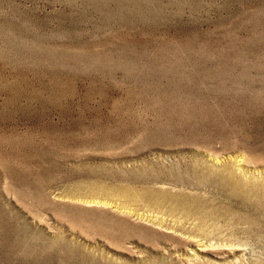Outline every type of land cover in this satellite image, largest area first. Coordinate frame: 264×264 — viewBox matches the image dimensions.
Masks as SVG:
<instances>
[{
	"label": "rangeland",
	"instance_id": "374dc122",
	"mask_svg": "<svg viewBox=\"0 0 264 264\" xmlns=\"http://www.w3.org/2000/svg\"><path fill=\"white\" fill-rule=\"evenodd\" d=\"M197 165L264 181V0H0V264H264ZM162 188L240 222L123 194Z\"/></svg>",
	"mask_w": 264,
	"mask_h": 264
},
{
	"label": "bare ground",
	"instance_id": "6f19581e",
	"mask_svg": "<svg viewBox=\"0 0 264 264\" xmlns=\"http://www.w3.org/2000/svg\"><path fill=\"white\" fill-rule=\"evenodd\" d=\"M196 174L199 177L198 179H200V182L203 184H209L210 182L216 181L220 184L230 186L233 192L238 194L237 196L241 195L246 200H249L251 202H260L262 203V205L264 204V181L247 180L241 178L238 179L231 167L217 169L213 167L203 168L198 166L196 169ZM123 194H125L124 196L126 197V199H128V201L144 204L146 205V207H149V209L154 210V212L163 213V216L165 214L167 216H173L174 218L177 217L183 221L185 220L190 222L198 220L200 221V229L204 232H208L207 229L210 227L213 228V230H218L222 226L225 227L223 223L228 224L229 226L237 227L238 223L240 222L235 218V216H233V214L228 212L229 210L221 212L215 208H205L202 200H200L201 198L198 199L197 197L188 194L187 192L173 193L162 188L158 191L143 192L137 194L126 190V192L124 191ZM194 226L196 225L194 224Z\"/></svg>",
	"mask_w": 264,
	"mask_h": 264
}]
</instances>
